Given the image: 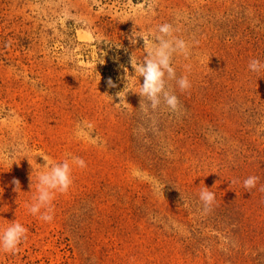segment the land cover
I'll return each mask as SVG.
<instances>
[{
  "label": "rangeland",
  "instance_id": "374dc122",
  "mask_svg": "<svg viewBox=\"0 0 264 264\" xmlns=\"http://www.w3.org/2000/svg\"><path fill=\"white\" fill-rule=\"evenodd\" d=\"M164 23L189 46L172 61L191 83L169 82L179 113L140 108L131 64ZM253 59L264 63V0H0V232L28 230L0 264H264ZM72 157L86 167L72 165L53 220L33 216L38 175Z\"/></svg>",
  "mask_w": 264,
  "mask_h": 264
},
{
  "label": "clouds",
  "instance_id": "9594fccd",
  "mask_svg": "<svg viewBox=\"0 0 264 264\" xmlns=\"http://www.w3.org/2000/svg\"><path fill=\"white\" fill-rule=\"evenodd\" d=\"M158 33L155 36V43L150 48L149 41L144 39V47L148 51L142 63L138 65L131 59L135 73L143 77V84L140 85V90L137 93L141 97L140 108L145 111L148 108L156 111L163 105L170 112L179 113L181 109L180 101L172 91V85L169 82L175 81L176 86L182 93L191 88V83L186 75L177 77L172 61L174 55L186 57L189 52V46L185 40L174 35V28L169 23L159 25ZM248 67L252 72L264 71V63H261L258 59L251 60ZM107 85L110 88L116 87L111 78L107 80ZM117 95L120 96V93ZM145 101H147V104H145ZM44 160L47 161L46 158ZM72 165H76L79 168L86 167L82 158L72 157L71 163L68 159H65L61 163L52 165L50 170L38 175L37 195L33 197L34 203L26 205L33 216L38 215L39 219L45 222L53 220L52 202L55 195L57 193H67L73 184ZM235 182L233 181V183ZM258 182L259 177L249 176L243 181V185L250 193ZM12 183L15 185L14 191H21L18 179H13ZM259 191L264 192V185L260 186ZM199 200L203 203L204 212L207 213L215 202V193L205 187L199 193ZM27 231V228L22 224L15 222L0 232V251L14 254L18 251L21 243L27 239Z\"/></svg>",
  "mask_w": 264,
  "mask_h": 264
}]
</instances>
